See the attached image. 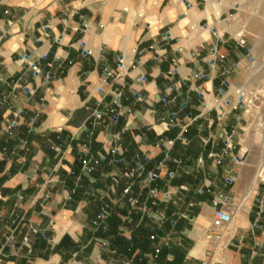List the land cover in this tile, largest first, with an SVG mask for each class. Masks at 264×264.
<instances>
[{
	"label": "crops",
	"instance_id": "obj_1",
	"mask_svg": "<svg viewBox=\"0 0 264 264\" xmlns=\"http://www.w3.org/2000/svg\"><path fill=\"white\" fill-rule=\"evenodd\" d=\"M236 6L0 0V264H264Z\"/></svg>",
	"mask_w": 264,
	"mask_h": 264
},
{
	"label": "rangeland",
	"instance_id": "obj_2",
	"mask_svg": "<svg viewBox=\"0 0 264 264\" xmlns=\"http://www.w3.org/2000/svg\"><path fill=\"white\" fill-rule=\"evenodd\" d=\"M236 8L237 33L251 49L247 78L241 90L249 117L244 142L256 163L264 167V0H237Z\"/></svg>",
	"mask_w": 264,
	"mask_h": 264
},
{
	"label": "built area",
	"instance_id": "obj_3",
	"mask_svg": "<svg viewBox=\"0 0 264 264\" xmlns=\"http://www.w3.org/2000/svg\"><path fill=\"white\" fill-rule=\"evenodd\" d=\"M237 38H238V42L239 43H243V39L240 36H237ZM237 102L238 103H243V97H242V95L238 97ZM88 162L89 161L87 159H83L82 160L83 166L85 168H89V166H87L88 165ZM126 175L128 177H131V176L134 175V172H128V173H126ZM127 191H128V187L125 188V192H127ZM231 218H232V215L228 211H226V210H224L222 208L216 209L214 211V213H213L212 225L214 227H216V228H219V227L223 226V224L225 222H228ZM151 238H153V236H151ZM23 240H24L25 244L28 246V251L30 252L31 249H30V247L28 245V239H27V237H25Z\"/></svg>",
	"mask_w": 264,
	"mask_h": 264
},
{
	"label": "bare ground",
	"instance_id": "obj_4",
	"mask_svg": "<svg viewBox=\"0 0 264 264\" xmlns=\"http://www.w3.org/2000/svg\"><path fill=\"white\" fill-rule=\"evenodd\" d=\"M240 34H237V36H239ZM263 173H264V167H260V169H259V171H258V173H257V177L258 178H261V177H263Z\"/></svg>",
	"mask_w": 264,
	"mask_h": 264
}]
</instances>
